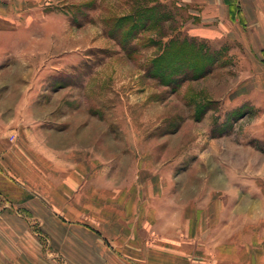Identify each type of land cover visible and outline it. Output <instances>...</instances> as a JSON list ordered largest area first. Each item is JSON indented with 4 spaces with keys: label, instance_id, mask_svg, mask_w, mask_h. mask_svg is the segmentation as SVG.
I'll return each mask as SVG.
<instances>
[{
    "label": "crops",
    "instance_id": "0c3cea01",
    "mask_svg": "<svg viewBox=\"0 0 264 264\" xmlns=\"http://www.w3.org/2000/svg\"><path fill=\"white\" fill-rule=\"evenodd\" d=\"M3 1L27 10L11 14ZM35 1L0 0V25L12 22L0 27V66L18 34L16 68L49 63L55 33L33 26ZM186 1L183 38L222 54L201 96L217 104L218 137L202 139L196 164L177 171L187 156L177 140L141 138L130 125L118 144L90 129L67 135L35 121L49 108L29 91L26 123L19 110L0 119V264H35V239L70 264H264V0ZM53 14L42 11V23ZM16 68L0 83L29 79ZM229 115L241 116L228 126ZM167 144L170 156L143 150ZM112 146L122 149H101Z\"/></svg>",
    "mask_w": 264,
    "mask_h": 264
},
{
    "label": "rangeland",
    "instance_id": "374dc122",
    "mask_svg": "<svg viewBox=\"0 0 264 264\" xmlns=\"http://www.w3.org/2000/svg\"><path fill=\"white\" fill-rule=\"evenodd\" d=\"M42 1H35L38 12L34 13L33 26L40 30L44 25L55 33L51 36L46 56L49 63L45 60L35 67L16 68L11 53L21 47L24 35L14 37L18 38L17 46L7 45L0 73L4 75L16 68L18 74L31 72L28 78L33 77V81L13 82L3 78L0 83V119L16 118L19 110L23 112L19 119L26 123V94L34 91L35 105L40 106L45 113V108H49L46 114H35V121L47 118L51 126L64 127L67 135H73V129L76 132L90 129L92 135L113 139L115 144L124 139V135H127L126 126L130 125L134 128L131 132L137 136L139 131L141 138L177 140L178 151L185 150L187 154L176 165L177 171L195 165L192 161L200 150L206 148L201 146V140L218 137L217 126L221 115L217 114V104L202 102L201 96L204 86L212 83H206L202 78L214 69L217 71L222 54L215 48L207 50L210 58L213 56L212 62L209 60L208 63L197 55L190 68H180L177 73H161V77L154 76L151 73L153 69L149 71L147 68L150 60L163 50L167 52L166 48H173L169 45L172 39L183 38V28L190 19V3L186 0ZM4 4L8 6L3 5V10L11 14L14 9L17 12L27 10L25 3L19 9L14 7L12 1ZM145 7H152V11H156L157 24L149 23L148 20V27H137L133 32L135 38L130 41L129 37L130 45L128 43L125 47L122 44L125 28L131 22L138 21L139 15L144 19L142 11ZM42 11L54 13L47 17V23L44 24L42 21L46 17H43ZM125 14L129 17L124 19V25H121L122 21L114 29L116 18ZM135 14H139L137 18H133ZM2 20L0 27L6 30L11 21ZM21 20L24 19H17L18 28L22 26ZM141 23L142 20L136 26ZM2 39L9 41V36L3 34ZM16 53H20V50ZM163 55H168V52ZM240 116H227L228 126L237 122ZM101 149L119 151L122 148L112 146ZM143 150L159 151L161 155L170 156L172 147L168 144L147 146ZM34 231L40 235L38 228ZM34 242V249L42 252L41 259L35 257V264H70L66 258H47L49 244L40 243L37 239Z\"/></svg>",
    "mask_w": 264,
    "mask_h": 264
},
{
    "label": "trees",
    "instance_id": "16d2710c",
    "mask_svg": "<svg viewBox=\"0 0 264 264\" xmlns=\"http://www.w3.org/2000/svg\"><path fill=\"white\" fill-rule=\"evenodd\" d=\"M145 8L146 9L142 11V14H145V15H143V16H145L144 19L139 14H135L133 16V18H137V16L139 15L138 17H140V19L138 21L135 20L134 22H131V24L125 28L126 29V30H124L125 31V34H124L125 39L123 38L124 41L122 42V44H124L125 47L128 45V43L130 45V41H133V38H135V35L133 34V32H135V29L137 27H140V28L148 27L149 26L147 24L148 20L150 21L149 23L157 24L158 15H157L156 11L153 12L152 7H145ZM153 9L155 10L154 7H153ZM127 17H129V16L127 14H125V15H122V16L116 18V20L113 24L114 29L117 28L119 23L122 21H124L121 24L123 26L125 23L124 19H126ZM141 20H142V23L139 26H136V24L138 25V23H140ZM114 29L112 28V33H113ZM115 36H116V34H115ZM129 37H130V41H129ZM169 45L171 47L173 46V48H166L168 55H163L164 53H167L163 50L162 51L163 54L160 53L155 58L150 60V62L148 63L147 68L149 69V71L150 70L152 71V69H153L154 72H151V73H153L154 76L161 77L160 76L161 73H165V74H171V73H175V72L177 73V70H179L180 68H183V67L188 69V67L190 68V66L192 65L194 57L197 55H199L200 58L202 57L203 60L207 61L208 63H209V60L211 62L213 61V56L211 55L212 57L210 58V55L207 52V50H205L203 44L198 43L194 39H187V38H182L179 40L178 39H172L169 42ZM171 50H173V52H171ZM162 55H163V57H162ZM192 69H190V70H192ZM204 73H206V71L203 72V75H204Z\"/></svg>",
    "mask_w": 264,
    "mask_h": 264
}]
</instances>
